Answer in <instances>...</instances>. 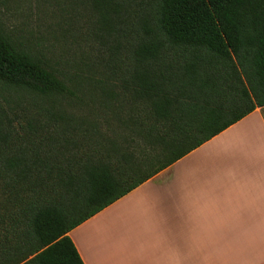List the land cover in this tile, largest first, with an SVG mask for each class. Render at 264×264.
Here are the masks:
<instances>
[{
    "label": "trees",
    "instance_id": "1",
    "mask_svg": "<svg viewBox=\"0 0 264 264\" xmlns=\"http://www.w3.org/2000/svg\"><path fill=\"white\" fill-rule=\"evenodd\" d=\"M68 1L96 17L97 76L0 28L4 264H83L68 232L264 108V0Z\"/></svg>",
    "mask_w": 264,
    "mask_h": 264
},
{
    "label": "crops",
    "instance_id": "2",
    "mask_svg": "<svg viewBox=\"0 0 264 264\" xmlns=\"http://www.w3.org/2000/svg\"><path fill=\"white\" fill-rule=\"evenodd\" d=\"M68 237L83 264H264V108Z\"/></svg>",
    "mask_w": 264,
    "mask_h": 264
},
{
    "label": "rangeland",
    "instance_id": "3",
    "mask_svg": "<svg viewBox=\"0 0 264 264\" xmlns=\"http://www.w3.org/2000/svg\"><path fill=\"white\" fill-rule=\"evenodd\" d=\"M78 5L75 8L68 0H0V28L17 47L43 58L62 74L88 71L97 76V57L107 58V53L100 52L93 35L94 13L89 6ZM9 213L0 189V264L15 237L9 230Z\"/></svg>",
    "mask_w": 264,
    "mask_h": 264
}]
</instances>
